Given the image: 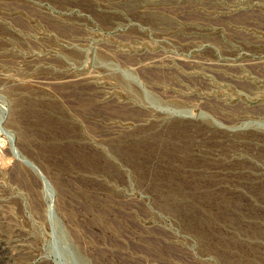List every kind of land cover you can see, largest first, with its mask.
I'll use <instances>...</instances> for the list:
<instances>
[{
  "label": "rangeland",
  "instance_id": "rangeland-1",
  "mask_svg": "<svg viewBox=\"0 0 264 264\" xmlns=\"http://www.w3.org/2000/svg\"><path fill=\"white\" fill-rule=\"evenodd\" d=\"M0 264H264V0H0Z\"/></svg>",
  "mask_w": 264,
  "mask_h": 264
},
{
  "label": "bare ground",
  "instance_id": "bare-ground-1",
  "mask_svg": "<svg viewBox=\"0 0 264 264\" xmlns=\"http://www.w3.org/2000/svg\"><path fill=\"white\" fill-rule=\"evenodd\" d=\"M0 135H1V133H0Z\"/></svg>",
  "mask_w": 264,
  "mask_h": 264
}]
</instances>
